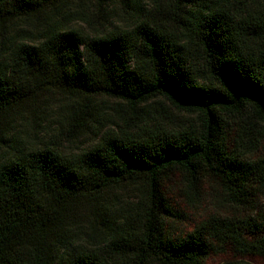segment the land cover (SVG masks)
I'll use <instances>...</instances> for the list:
<instances>
[{"label": "trees", "instance_id": "trees-1", "mask_svg": "<svg viewBox=\"0 0 264 264\" xmlns=\"http://www.w3.org/2000/svg\"><path fill=\"white\" fill-rule=\"evenodd\" d=\"M82 1L0 0V264L264 258V0H95L124 15L103 31ZM49 89L75 98L73 134L94 135L77 153L9 136ZM123 185L127 208L97 201ZM172 186L238 215L174 229Z\"/></svg>", "mask_w": 264, "mask_h": 264}, {"label": "rangeland", "instance_id": "rangeland-1", "mask_svg": "<svg viewBox=\"0 0 264 264\" xmlns=\"http://www.w3.org/2000/svg\"><path fill=\"white\" fill-rule=\"evenodd\" d=\"M79 8L80 12L89 18L91 26L86 29L90 31L92 26L97 31H103L109 26L123 21L122 16L124 15H122L121 9L107 1L100 5L96 4L95 0H83ZM33 102L34 111L32 109L26 111L22 117L13 119L8 125L7 131L10 137H15L24 144L34 146L56 143L62 147L66 154L81 151L94 139L93 134L83 137L73 134L72 125L74 123L71 120V112L75 98L70 94L49 89L36 93ZM94 106L93 111H96V114L101 118L114 114V108H116L109 101H104L102 104L97 102ZM209 192V189H204V192L192 204L180 197L178 187H169L167 197L185 217L184 220H180L176 224H169L174 229L190 232L195 223L211 213H219L223 216L238 215L234 208L226 205L220 206L219 198H212L211 192ZM135 195L136 191L133 186L123 185L108 192L97 201L103 202L108 209H111V213H116L131 205ZM204 264H264V258L241 257L232 252H225L209 255Z\"/></svg>", "mask_w": 264, "mask_h": 264}]
</instances>
